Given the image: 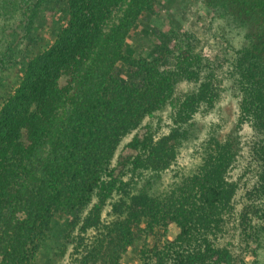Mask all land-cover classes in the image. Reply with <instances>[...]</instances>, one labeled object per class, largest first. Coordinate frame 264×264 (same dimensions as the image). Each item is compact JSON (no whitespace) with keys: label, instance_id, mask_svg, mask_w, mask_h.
Listing matches in <instances>:
<instances>
[{"label":"trees","instance_id":"1","mask_svg":"<svg viewBox=\"0 0 264 264\" xmlns=\"http://www.w3.org/2000/svg\"><path fill=\"white\" fill-rule=\"evenodd\" d=\"M159 1L0 0L14 18L0 28V264H35L52 237L68 264H122L140 234L171 223L176 237L142 246L139 264H264V0H201L223 62L183 29L137 55L130 35ZM183 81L196 88L178 97ZM223 92L233 127L209 129L200 164L160 187ZM167 106L165 132L135 134ZM232 216L237 241L223 243Z\"/></svg>","mask_w":264,"mask_h":264},{"label":"rangeland","instance_id":"2","mask_svg":"<svg viewBox=\"0 0 264 264\" xmlns=\"http://www.w3.org/2000/svg\"><path fill=\"white\" fill-rule=\"evenodd\" d=\"M159 4L161 5L160 13L141 20L130 35V42L133 43L132 45L137 55L151 50L154 51L155 35L158 34V36L163 37L162 34L173 29H183L196 36V52H202L211 61H224L227 49L226 42L222 37L218 36L217 25L213 24L212 17L201 0H160ZM0 11L5 13L7 10L0 9ZM13 20L14 18L10 17L9 14H1L0 28L4 23H12ZM46 38L52 42L54 39L53 31ZM18 76V73L13 74L12 78L18 79ZM195 88L196 85L183 81L176 89V96L186 95ZM3 94L5 93L0 92V102L3 100L2 96H5ZM170 111L171 107L167 106L153 117L147 118L135 134L142 135L149 127H156L161 132H165L168 129ZM237 115V100L229 92H223L212 110L199 113L195 118L196 131L194 137L184 144L179 162L163 176L160 187H168L175 179L176 171H180L181 175H186L194 170L200 164L201 147L207 137L208 130L216 128L222 133L228 132L233 127ZM131 137L132 135L120 145L117 151L114 165L118 173L127 171L125 163L134 154V151L128 146ZM242 165L240 161L237 163V167L232 172L233 177H239L243 174ZM236 229L235 217H229L225 226V240L223 243H235L237 241ZM177 233L178 228L174 223H171L166 231L159 230L153 234H140L134 245L124 254L122 264H139V253L142 246L162 245L166 240L174 239ZM60 245V238H50L48 245L42 249L35 264H53L55 261L57 264H68L70 250L68 249L65 256L62 257L60 254L58 256ZM262 263H264V255Z\"/></svg>","mask_w":264,"mask_h":264}]
</instances>
